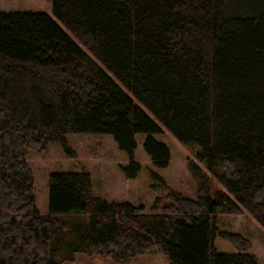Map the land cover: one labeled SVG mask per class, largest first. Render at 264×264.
I'll use <instances>...</instances> for the list:
<instances>
[{
	"label": "trees",
	"instance_id": "trees-1",
	"mask_svg": "<svg viewBox=\"0 0 264 264\" xmlns=\"http://www.w3.org/2000/svg\"><path fill=\"white\" fill-rule=\"evenodd\" d=\"M51 2L54 19L92 58L46 14L0 13V264L79 255L257 264L248 240L220 231L216 217L243 209L264 229V0ZM160 126L194 150V199L168 191L142 214L94 195L86 172L57 173L49 213H40L30 152L57 144L73 159L66 135H109L134 179L137 135L154 168L169 164L167 146L153 138ZM62 214H83L86 226L55 217ZM217 238L236 253H217Z\"/></svg>",
	"mask_w": 264,
	"mask_h": 264
},
{
	"label": "rangeland",
	"instance_id": "rangeland-1",
	"mask_svg": "<svg viewBox=\"0 0 264 264\" xmlns=\"http://www.w3.org/2000/svg\"><path fill=\"white\" fill-rule=\"evenodd\" d=\"M28 12L48 15L74 42L87 52L54 19L51 0H0V13ZM88 55L91 57L90 54ZM94 61L100 65L96 60ZM119 86L122 88L121 85ZM137 105L142 108L141 105ZM147 114L151 117L149 113ZM160 128L162 133L153 136V138L167 146L170 153L168 166L163 169L154 168L143 149L146 137L137 135L135 136L134 160L139 164V171L134 179H127L122 168L128 165V157L118 149L117 144L109 135H66L67 146L75 154L73 159L68 158L57 144L48 145L43 151L30 152L27 156V162L33 173L34 195L40 213L44 215L49 213V177L51 174L57 173L86 172L90 176L94 195L107 202L129 203L135 208H141L142 214H150V207L154 200L157 198L164 199L168 191H174L186 198L194 199L196 186L187 170L189 161L197 162L194 157V150L181 145L161 126ZM153 176L161 178L166 189L160 186ZM213 189L225 192L215 181H213ZM55 217L72 224L75 222L81 227L86 226L87 223L83 214H62ZM216 221L220 231L239 234L247 239L250 244L249 254L254 257L257 264H264V229L251 215L241 209L240 214L219 215L216 217ZM213 246L214 250L220 254L236 253L235 248L230 243L220 238L215 239ZM67 264L115 263L108 259L79 255ZM128 264H167V261L159 255H146L136 258Z\"/></svg>",
	"mask_w": 264,
	"mask_h": 264
}]
</instances>
